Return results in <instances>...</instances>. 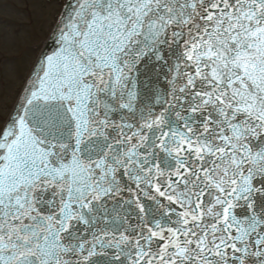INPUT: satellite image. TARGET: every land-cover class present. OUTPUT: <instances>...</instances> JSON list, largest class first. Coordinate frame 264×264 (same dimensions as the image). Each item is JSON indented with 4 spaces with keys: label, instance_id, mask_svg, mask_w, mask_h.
<instances>
[{
    "label": "snow or ice",
    "instance_id": "1",
    "mask_svg": "<svg viewBox=\"0 0 264 264\" xmlns=\"http://www.w3.org/2000/svg\"><path fill=\"white\" fill-rule=\"evenodd\" d=\"M0 264H264V0H61L0 101Z\"/></svg>",
    "mask_w": 264,
    "mask_h": 264
},
{
    "label": "rangeland",
    "instance_id": "2",
    "mask_svg": "<svg viewBox=\"0 0 264 264\" xmlns=\"http://www.w3.org/2000/svg\"><path fill=\"white\" fill-rule=\"evenodd\" d=\"M61 0H0V101L10 105Z\"/></svg>",
    "mask_w": 264,
    "mask_h": 264
}]
</instances>
